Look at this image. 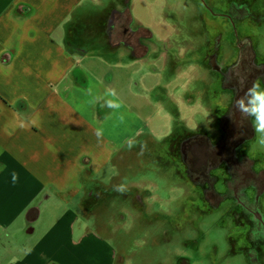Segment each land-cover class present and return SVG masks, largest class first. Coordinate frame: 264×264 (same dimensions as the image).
<instances>
[{"label": "rangeland", "instance_id": "obj_1", "mask_svg": "<svg viewBox=\"0 0 264 264\" xmlns=\"http://www.w3.org/2000/svg\"><path fill=\"white\" fill-rule=\"evenodd\" d=\"M205 1L208 5V15L200 11L199 0H155V4L151 0L83 1L78 9L81 12L75 19H79V25L71 28L67 34L66 47L79 58L82 53L77 51L88 46L91 51L95 49L99 54H107L116 48L105 37L114 35L112 29L115 24L120 27L127 26L131 34H136L132 38L135 52L123 44L121 37L113 40L114 45L127 49L133 63L134 57H142V73L155 65H162L165 80L163 85L171 81L167 87L157 88V91L148 95L159 97L164 94L166 111L173 113V117H184L186 125L191 120L198 119L199 124L194 125L192 131L200 126L206 128L211 116L214 120V116H210L212 104L210 106L208 99L217 98L218 89L223 88L224 83L231 82L230 72L222 71L221 75L218 74L220 62L231 58L237 43H243L247 39L255 41L256 36L258 39L255 41V52L258 59L264 60V22L260 20H264V14L259 18L264 0ZM130 11L133 16H141L145 24L158 32L157 36L146 26L133 27ZM103 15L105 19L101 23ZM218 17L223 19L216 21ZM228 17L234 20L231 33ZM211 25L219 27L220 30L217 37L223 41L221 59L217 56L210 59L208 56L207 45L212 47L216 44V38L206 29ZM258 27L261 28L255 31V36L254 29ZM106 44L111 48L105 47ZM148 44L150 51L152 44L155 45L156 50L150 55H159L158 61L151 62L147 54L149 49H145ZM204 50L209 58L207 61L203 60ZM123 53L124 51H121V54ZM107 57L111 58L109 55ZM114 59L119 64L127 61L117 60L115 56ZM107 64L110 65V61ZM199 66L200 69H197ZM206 75L211 76L212 81L216 79L215 76H220L223 83L214 84ZM134 87L141 88L139 82H135ZM165 94L173 101H169ZM224 95L223 107L229 111L234 93L227 92ZM119 99L118 94L116 100L123 104ZM188 101H192V104ZM162 116L165 117V114L162 113ZM158 121L156 118L150 125L153 126ZM225 126V120L222 123L217 117L219 131L223 133ZM147 131V128L139 129L134 138L137 139ZM221 136L222 134H219L218 137ZM163 148L165 142H150L149 145L131 148L124 153V157L114 163L109 172L99 174L96 179L91 180V184L88 182L84 185L80 194L69 193L68 190L62 193L58 189L63 188H55L51 200L45 202L39 198L35 202L37 207L41 206L38 218L33 217L29 224L25 221L19 222L16 226L20 227V230L16 234L14 230H10L0 235L1 248L7 251L13 246L33 245L55 224L63 212L69 211L78 218L75 232L101 237L116 254V264H252L261 253L253 249L244 251L245 244L252 240L255 229L253 221L256 218L252 210L249 214L245 207L233 201L219 207L217 205L215 210V207L204 206L195 201V197H203L202 191L193 193L184 180L179 185L168 163L161 159V156H153L155 150ZM256 151H261L264 158V145L259 143L257 133L251 149L252 153ZM248 155L250 156L249 150ZM258 168L262 169L261 175L264 176V159ZM82 176L85 177V174ZM237 179H229L228 184ZM199 181L200 179L196 185L201 183ZM121 184L126 188L124 193L114 190V186ZM172 187L174 190L170 193ZM250 188L253 189V194H257L254 203L259 208L258 213L264 222V195L260 194L259 187L254 183H251ZM100 190L108 194L99 195ZM137 190H147L152 197L147 199V196ZM189 193L195 194L193 199L188 198ZM224 197L229 198L227 194ZM237 198L244 199L247 208L251 206L246 195H239ZM169 213L176 214L173 216L172 228L168 227L165 220L167 218L162 216ZM201 216L204 217V222L195 228L193 223L199 221ZM89 222L90 224L86 225ZM228 239L232 243V249L228 246Z\"/></svg>", "mask_w": 264, "mask_h": 264}, {"label": "crops", "instance_id": "obj_2", "mask_svg": "<svg viewBox=\"0 0 264 264\" xmlns=\"http://www.w3.org/2000/svg\"><path fill=\"white\" fill-rule=\"evenodd\" d=\"M83 1L0 0V235L10 230L16 234L19 222L38 218L41 206L35 202L51 200L55 188L80 194L84 162L91 181L109 172L130 143L165 140L173 132L174 117L166 111L164 94L148 95L171 82L163 85L162 65L145 67L142 73L141 61L133 63L130 52L121 47L99 54L88 46L77 51L85 54H79L81 58L67 49V34L79 25L75 19ZM131 18L133 27L146 26L157 36L141 16ZM152 51L151 62L158 61ZM113 55L127 61L119 64ZM112 89L123 104L106 94ZM109 99L120 107L109 108ZM178 117L189 129L199 124L197 119L186 125L185 118ZM142 128L148 131L135 139ZM97 129L103 133L99 138ZM13 172L19 177L16 182ZM77 219L65 211L33 245L7 251L0 246V264H116V254L101 237L75 232Z\"/></svg>", "mask_w": 264, "mask_h": 264}, {"label": "flooded vegetation", "instance_id": "obj_3", "mask_svg": "<svg viewBox=\"0 0 264 264\" xmlns=\"http://www.w3.org/2000/svg\"><path fill=\"white\" fill-rule=\"evenodd\" d=\"M199 1L204 4L203 0ZM260 11L261 14L259 15V18L264 14V5ZM225 13L227 14V12ZM222 19L223 17H218L216 21H221ZM228 20L229 33H231L234 20L229 17ZM260 20L264 22V20ZM216 21H214V23ZM260 28L261 27L254 29L253 34L255 35V31L257 32V29ZM112 31L113 34L118 35L117 38H123L120 39L123 44L133 50V53L135 52L132 46V38H134L136 34H131L130 31H128L127 26L120 27L118 24H115ZM219 31V27L217 26L211 25L208 27V32L216 38V44L212 47H209V45L206 47L210 59H213L214 56H217L219 59L222 58L223 49L221 51V48H223V41L217 37ZM257 39L258 37L256 36L255 41ZM113 40V36L109 35L108 41L112 46L114 48L119 47L114 45ZM218 40H220V42H218ZM255 41L247 39L243 43H237L235 49L232 50L231 58L227 61L224 60L220 62L217 68V71L220 70L218 74L221 75L222 71L230 72L231 82L224 83V87L218 89L219 96L217 98L213 100L209 99L210 106L211 104L214 106L213 108L211 106L210 109V116L211 114L214 116L213 123L211 116L209 118L208 127L205 128L200 126L198 129L192 131L187 128V126L184 127L179 118L174 117L172 125L173 132L167 139L153 141L151 138H141L136 141L131 148L149 145L150 142H165V148L159 151L155 150L153 156H161V159L168 163L174 178L178 179L179 185L181 181L184 180L187 186L194 191L193 193L202 191L203 197L201 199L198 197H192L195 194L190 193L188 197L189 199L194 198V200L198 201L201 205H209L212 207L217 205V207H219L229 201H233L235 203L237 202L240 206L245 207L248 213L252 210V213L256 218L253 221L255 229L251 236L252 240L250 242L249 240L247 241L244 251L250 249L260 251L261 253L253 260L252 264H264V222L261 220L258 213L260 212L259 208H257L254 203L257 194H253V189L250 188L251 183H254L259 187L260 194L264 195V176L261 175L262 169L258 168V166H261L264 158L261 151H256L254 153L251 152L255 142V132L251 124L253 118H242L240 113L234 108L235 100L247 91V88L251 86L253 81H259L260 87L264 88V60L262 58L258 59L255 52ZM145 49H149V46L146 45ZM147 54H149V52ZM204 55L203 60L207 61L209 58L206 55V51L204 52ZM158 57L159 55L153 56L154 59H157ZM134 59L135 62H140L142 57H134ZM194 59L196 60V58ZM173 68L175 70L176 66ZM196 68L200 69V66ZM206 76L214 84L220 85L223 83V79L220 76H215L216 79L213 81L211 76ZM227 92L234 93L233 102L229 111L225 110L226 108L223 107L225 101L224 94ZM189 102L192 104L191 101ZM217 117L222 123L223 120H225L226 126L223 133L222 131H219L217 127ZM219 134H222L220 138L218 137ZM212 135H214L215 138H213ZM139 142L141 143L139 144ZM131 148H128L124 153L128 152ZM248 150L250 156L248 155ZM237 161H240V163L238 164ZM233 177L238 179L228 184V180ZM199 179V182L201 183L196 185ZM89 183L91 184V181H89ZM84 185H86V183H84ZM173 190L174 187L170 189V193H172ZM137 191L139 193L141 192L142 195L147 196V199L152 197V194L147 190ZM102 194L107 195L108 193L100 190L99 195ZM225 194H227L229 198L224 197ZM239 195H246L248 197V200L251 203L249 208H247V203H245L244 199L237 198ZM220 199L221 201L219 202ZM217 207H215L214 210ZM175 215H171V213L162 215L164 218H167L165 220L168 227H173L172 220ZM198 219L200 220L193 223L195 228L204 222L203 216ZM228 246L232 249V243L229 239Z\"/></svg>", "mask_w": 264, "mask_h": 264}, {"label": "clouds", "instance_id": "obj_4", "mask_svg": "<svg viewBox=\"0 0 264 264\" xmlns=\"http://www.w3.org/2000/svg\"><path fill=\"white\" fill-rule=\"evenodd\" d=\"M107 95L115 97L116 92L114 89L109 90ZM109 108L118 109L120 104L113 99L106 101ZM234 108L238 111L242 118L251 117L252 127L254 132L259 134V143L264 145V88L260 87L259 81H253L247 91L234 102ZM122 119V117H121ZM102 130L97 129L98 138L102 136ZM133 145L130 143L129 148ZM13 182H16L19 177L18 174L13 172ZM114 190L120 193H124L126 188L124 184L114 186Z\"/></svg>", "mask_w": 264, "mask_h": 264}, {"label": "trees", "instance_id": "obj_5", "mask_svg": "<svg viewBox=\"0 0 264 264\" xmlns=\"http://www.w3.org/2000/svg\"><path fill=\"white\" fill-rule=\"evenodd\" d=\"M204 1V4L203 3H201V2H199V7H201L200 9H202L201 11H202V13L204 14V15H207L208 14V12H207V10H208V8H207V6L208 5H206V1L205 0H203ZM206 18V17H205ZM204 18V19H205ZM207 29V32H208V27L206 28ZM83 167L85 168V183L86 184H88V182H89V180H87V176H88V174H89V171H88V169H87V162H84L83 163ZM87 181V182H86Z\"/></svg>", "mask_w": 264, "mask_h": 264}]
</instances>
